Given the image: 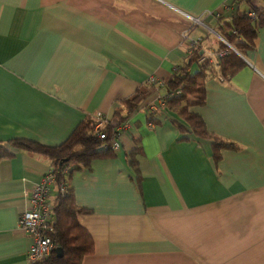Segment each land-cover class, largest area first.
Segmentation results:
<instances>
[{
    "label": "crops",
    "instance_id": "0c3cea01",
    "mask_svg": "<svg viewBox=\"0 0 264 264\" xmlns=\"http://www.w3.org/2000/svg\"><path fill=\"white\" fill-rule=\"evenodd\" d=\"M232 2L0 0V140L57 145L99 112L117 128L123 101L144 93L117 155L72 175L77 203L91 210L79 216L95 244L83 264H264V27L247 65L231 81H207L206 104L191 106L241 150L216 164L210 140H181L177 113L149 111L166 89L147 78L168 80L191 39L214 55L211 33L232 18ZM137 139L142 189L130 164ZM12 150L0 161V264H29L25 192L51 163Z\"/></svg>",
    "mask_w": 264,
    "mask_h": 264
},
{
    "label": "trees",
    "instance_id": "16d2710c",
    "mask_svg": "<svg viewBox=\"0 0 264 264\" xmlns=\"http://www.w3.org/2000/svg\"><path fill=\"white\" fill-rule=\"evenodd\" d=\"M260 1L262 4H256L254 0H233L232 5H236L237 8L235 7L232 18L217 28V33L236 50L218 37L216 38L218 48L214 55H210L200 42L189 53L187 61L178 66L166 80V85L172 93L167 99L166 107L181 118V121H173L176 129L184 134L181 140H191L187 135L210 140L216 164L223 159L224 150L239 151L242 147L237 142L210 131L204 118L191 110V106L206 104L207 81L212 79L231 81L235 74L247 65L243 56L249 49L255 47L259 30L264 27V0ZM222 50H228V53L220 55ZM193 65H197V70L192 71ZM143 96L144 93L138 91L135 97L123 101V109L116 111L115 114L119 117V124L128 121L138 109ZM124 110L126 112L123 114ZM150 120L153 122L152 117ZM97 124L95 117L88 116L66 140L57 145H46L24 137L0 140V161L13 157L15 152L12 148H16L44 156L51 163L50 171L54 183L49 200L51 201V195L54 194V201H51L54 230L50 236L55 247L47 259L36 264H83L85 257L95 250L91 233L79 221L81 214L91 210L77 203L71 179L76 171L90 169L94 160L114 158L117 155V151L112 147L115 126L107 124L102 130L106 131L108 136L101 139L99 135L101 130L97 129ZM143 152L142 140L137 139L136 147L130 152V164L135 170L140 189L143 177L137 155ZM58 247L63 249L62 256L57 255Z\"/></svg>",
    "mask_w": 264,
    "mask_h": 264
},
{
    "label": "built area",
    "instance_id": "2783aa9c",
    "mask_svg": "<svg viewBox=\"0 0 264 264\" xmlns=\"http://www.w3.org/2000/svg\"><path fill=\"white\" fill-rule=\"evenodd\" d=\"M191 20L194 24H203V22L198 18L191 17ZM217 36L230 48L236 50L220 34H218ZM183 37L187 39L188 35L184 33ZM201 40L202 38L191 39L189 53L194 50L196 45L199 44ZM227 53L228 50H222L219 54L225 55ZM147 83L152 87H162L166 89V93L164 95L158 96L156 103L150 106L149 111L153 113L157 110L158 107L166 106L167 99L172 95V93L166 85V80L159 79L155 75H150L147 78ZM95 119L98 121L97 129L101 130L99 132L100 138L106 139L108 134L102 129H104L107 124H109L108 120H106L104 115L100 112L96 114ZM131 126L132 124L128 120L122 124H119L117 128H114L112 147L116 151L121 149V133L130 129ZM53 183L54 177L51 174V171H49V173H47L43 177L40 183L35 185L33 189L27 190L25 192L27 207L21 214L19 220V229L32 238V244L28 249L29 264H36L38 262L44 261L51 255V252L55 247L50 236V234L54 230L53 205L49 200V195L52 191Z\"/></svg>",
    "mask_w": 264,
    "mask_h": 264
},
{
    "label": "water",
    "instance_id": "95a60500",
    "mask_svg": "<svg viewBox=\"0 0 264 264\" xmlns=\"http://www.w3.org/2000/svg\"><path fill=\"white\" fill-rule=\"evenodd\" d=\"M56 251H57V255H58V256H62V255H63V249H62L61 247H58V248L56 249Z\"/></svg>",
    "mask_w": 264,
    "mask_h": 264
},
{
    "label": "rangeland",
    "instance_id": "374dc122",
    "mask_svg": "<svg viewBox=\"0 0 264 264\" xmlns=\"http://www.w3.org/2000/svg\"><path fill=\"white\" fill-rule=\"evenodd\" d=\"M211 36H212L213 38H218V36H217L216 34H214V33H211Z\"/></svg>",
    "mask_w": 264,
    "mask_h": 264
}]
</instances>
